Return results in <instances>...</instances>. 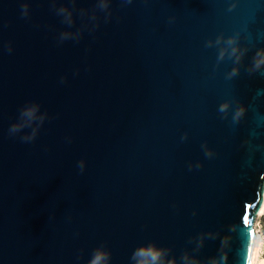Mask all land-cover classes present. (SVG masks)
<instances>
[{"label": "water", "instance_id": "1", "mask_svg": "<svg viewBox=\"0 0 264 264\" xmlns=\"http://www.w3.org/2000/svg\"><path fill=\"white\" fill-rule=\"evenodd\" d=\"M95 8L0 0V264H88L101 246L108 264H132L152 242L164 264H249L264 68L248 69L264 47V0H110L90 22ZM219 35L246 49L234 77L235 58L207 46ZM28 103L47 116L25 142L9 127Z\"/></svg>", "mask_w": 264, "mask_h": 264}, {"label": "clouds", "instance_id": "2", "mask_svg": "<svg viewBox=\"0 0 264 264\" xmlns=\"http://www.w3.org/2000/svg\"><path fill=\"white\" fill-rule=\"evenodd\" d=\"M126 2H131V0H126ZM110 0H96V8L92 12L89 17V21H97V11H107L108 15H110ZM232 7H235L233 4ZM22 15L27 16L29 13L28 5L25 4L22 6ZM57 13L63 16V20L66 24L71 26L73 24V16L72 10L66 7L64 4L57 9ZM86 13L84 11L81 12V15L84 16ZM98 22V21H97ZM96 25L93 24L94 28ZM81 32L78 30L75 33L64 32L60 34V40L64 41L69 38L75 37L79 39ZM213 44L219 45V56L218 61L223 60L227 55L229 58H235V65L232 69L227 73L228 77H234L238 74L240 70L239 61L245 55L246 49L241 48L239 43L238 35H232L228 37H224L223 35H219L215 41L208 40L207 46H212ZM11 50V45H9V51ZM264 68V47L259 48L255 55L253 56L252 63L249 66V72L253 73L260 69ZM231 106L230 100L223 101L219 106V111L228 114V110ZM245 105L241 104L235 111L233 119H239L245 112ZM47 114L40 113V106L36 103H28L25 104L19 115V119L14 122L9 127L10 135H17L23 132L21 139L25 142H30L35 139L37 136L41 125L43 124ZM26 128H30L31 131L24 132L23 130ZM187 133H185V137ZM210 152H207V155H210ZM79 168L83 171L85 167V162L83 159L79 161ZM199 166V165H197ZM165 255L164 249L161 246H158L155 242L149 244H142L138 246L131 255L132 264H164L163 257ZM110 251L105 249L104 247H98L93 251L92 256L90 257L88 264H108L110 260ZM168 264H175L174 258L168 261Z\"/></svg>", "mask_w": 264, "mask_h": 264}, {"label": "rangeland", "instance_id": "3", "mask_svg": "<svg viewBox=\"0 0 264 264\" xmlns=\"http://www.w3.org/2000/svg\"><path fill=\"white\" fill-rule=\"evenodd\" d=\"M253 226L257 230V233L260 235L262 240L258 249L256 264H264V209L259 215L255 216ZM258 260L261 263H258Z\"/></svg>", "mask_w": 264, "mask_h": 264}, {"label": "bare ground", "instance_id": "4", "mask_svg": "<svg viewBox=\"0 0 264 264\" xmlns=\"http://www.w3.org/2000/svg\"><path fill=\"white\" fill-rule=\"evenodd\" d=\"M263 209H264V194H263V200H262V203H261V206L258 210L257 215H259L263 211ZM261 241L262 240H261L260 235L257 233V230L253 226L252 244H251V250H250L249 264H256L257 255H258L257 253H258V249H259ZM258 263H261V262L259 261Z\"/></svg>", "mask_w": 264, "mask_h": 264}, {"label": "snow or ice", "instance_id": "5", "mask_svg": "<svg viewBox=\"0 0 264 264\" xmlns=\"http://www.w3.org/2000/svg\"><path fill=\"white\" fill-rule=\"evenodd\" d=\"M243 219H244V223L246 225L250 223L249 218H248V215H245Z\"/></svg>", "mask_w": 264, "mask_h": 264}]
</instances>
